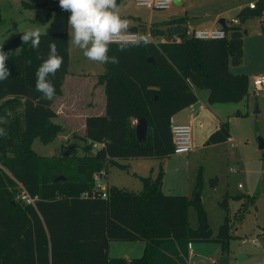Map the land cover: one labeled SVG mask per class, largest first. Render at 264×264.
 <instances>
[{
	"label": "trees",
	"instance_id": "1",
	"mask_svg": "<svg viewBox=\"0 0 264 264\" xmlns=\"http://www.w3.org/2000/svg\"><path fill=\"white\" fill-rule=\"evenodd\" d=\"M263 11L264 0H255L253 7L244 5L236 14L244 20ZM186 20V15L174 16L150 27L152 36L170 35L175 29L179 40L150 39L123 52L118 43L109 45V57L117 56L119 63H105L100 75L106 112L85 117L84 144L77 155L65 150L45 155L32 146L35 138L48 142L60 129L52 121L53 101L36 91L35 74L55 42L63 65L48 79L56 94L60 92L68 71L67 29L41 32L38 50L22 44L26 30L3 45L11 75L0 81V117L7 120L0 124L7 126L6 135L0 136V264H187L190 242L209 239L219 240L227 254L232 221L240 219L248 202L254 203L253 193L235 195L243 197L239 210L234 216L226 213L213 235L200 199L162 190L161 164L155 175L139 176V190L108 184L102 196L94 188L93 173L103 164L106 171L112 163L125 166L119 158L162 159L175 152L170 116L197 100L195 87L207 88L210 102L238 101L246 95L247 74L229 68L230 62L242 61L241 26L227 25L223 38H197L193 29L182 26ZM140 117L147 119L144 138L135 130ZM229 134L228 121H220L206 143L223 141ZM94 141L102 144L91 152ZM75 147L71 144L69 150ZM16 180L37 195L35 205L15 198ZM202 183L199 170L194 191L200 192ZM220 203L227 208L225 196ZM191 205L197 214L195 227L189 222ZM112 239H142L143 252L130 258L110 256Z\"/></svg>",
	"mask_w": 264,
	"mask_h": 264
},
{
	"label": "rangeland",
	"instance_id": "2",
	"mask_svg": "<svg viewBox=\"0 0 264 264\" xmlns=\"http://www.w3.org/2000/svg\"><path fill=\"white\" fill-rule=\"evenodd\" d=\"M248 1L181 0L179 3L173 1L168 8L163 9H151L137 5L130 0H121L120 3L122 2L121 10L123 12L132 11L140 16L141 21L147 23L149 21L162 22L170 17L185 14H195L191 15L190 19L193 20L190 23H197L200 19L203 20L214 15L218 10L222 11L227 18L232 17L236 15L237 5L247 4ZM27 2H31L33 5H29ZM69 16V12L60 9L59 0H0V48L3 49V45L19 31L29 28L39 27L41 32L66 28L69 33L70 29L67 24ZM263 19L264 16L261 15H250L244 20L240 19L239 24L243 30L242 61L229 64L232 72L247 74L248 91L246 95L238 101L214 103L222 104L219 113L228 120L235 144L231 146L230 142H219L205 147L194 144L193 149L177 152L164 159L168 167L164 179L163 190L165 191H168V187H172L171 191L173 192L185 193L188 191L190 193V187L195 183L197 173L201 170L203 176L202 201L213 235L216 234L225 214L234 216L243 201V197H235L239 200L229 203L228 208L223 207L220 201L224 196L226 197V191L234 193L233 195H237L242 190L245 192L248 189L247 182L251 191L255 192L256 207L253 203L248 202L240 219L232 221L229 249L224 255L228 258V264H264V193L258 190L259 187L264 189V181H258V172L250 173L252 176L248 181L244 177L245 168L257 170L264 162V146H259L260 138L264 140V86L256 88L252 82L254 75L264 72ZM136 21L138 19L130 20L131 23H137ZM176 35L178 33L173 29L170 35H165V37L175 38ZM70 47V69L90 74L103 71L102 63L90 61L83 55V50L74 45H70ZM87 81L89 80L84 82ZM207 91V88H197L196 93L201 101L208 93ZM74 122L80 123L79 119H74ZM6 127L5 125L3 129L6 130ZM80 137L78 134H71L62 141L59 137H55L50 142H43L35 138L32 146L39 153L45 155H58L62 150H68L71 155H77L82 153L84 144ZM191 139L193 142V129ZM71 144H75L76 147L69 150ZM92 148L95 146L92 145ZM230 149L236 153L237 158L242 156L245 163L242 164L241 159L236 161V159L228 158ZM91 152L93 151L91 150ZM159 159L157 157L119 158V162L125 166L110 164L107 177L102 181L105 185L115 184L127 189L139 190L142 187L139 174H148L152 165H156V169H158ZM154 160L155 163H153ZM233 167L237 168V171ZM152 175L155 173L153 172ZM215 175H218L216 184L211 183V178ZM239 182L243 184L242 187H238ZM16 194L15 198L17 199ZM188 214L190 225L195 227L197 214L193 205L189 207ZM123 242L131 243L130 240ZM128 250L127 255H131L130 257L139 256L143 252V248L140 251L134 247ZM191 250L188 264H208L211 259L216 261L223 255L221 242L216 239L192 241ZM111 253H115L113 249Z\"/></svg>",
	"mask_w": 264,
	"mask_h": 264
},
{
	"label": "crops",
	"instance_id": "3",
	"mask_svg": "<svg viewBox=\"0 0 264 264\" xmlns=\"http://www.w3.org/2000/svg\"><path fill=\"white\" fill-rule=\"evenodd\" d=\"M250 1H255V0H249L248 2H250ZM121 3H120V5H122ZM248 4L249 3L238 4L237 5V8H238L237 11L242 6L248 5ZM121 15H122V17L127 18L129 21L130 20L135 21V19H138V21H136L137 23H135V22L130 23L129 29H132L131 26H135L136 28L134 30L140 31L142 34L147 35L150 39H153L154 41L162 40L161 37L166 35V34L160 33V34H157L155 36H152L151 31H150V27L154 23H158V21H149L148 23L146 21H141L142 19L140 18V16H138L136 13H133L132 11H124L123 12L121 10ZM185 15L187 16V20L184 23H182V26H186L188 28V31H191L193 28H198V27H208V26L219 27V26H222L225 28L227 25H230V24L240 25L239 24L240 18L237 16V14L232 16V17L227 18L226 15H224L222 13V11H220V10L216 11V13H214V15L208 16L207 18H205L203 20L202 19L198 20L197 23H190L193 20V19H190L191 15L194 16L195 14H185ZM179 16H182V15H179ZM261 16L262 17L264 16V11H263V14ZM131 17H135V18H131ZM220 18L224 19L225 26L220 24V22H219ZM234 18L236 19V22H233ZM229 19H230V21H229ZM163 27H165V26H163ZM226 31H227V29H226ZM242 33H243V30H242ZM68 44H69L68 71L64 75V79H63L62 84L60 86V92L56 94V96H55V98L51 104V107L56 112V114L53 116L52 119H53V121H55V123L59 124V126H60L59 131L60 132L59 131L56 132V134L54 135V137L50 141H53V139L55 137L56 138L59 137V139L62 141L63 139H67L69 137V135H71V134L72 135L78 134V136H81L84 132L85 117L87 115H89V114H104L106 112L105 87H104V82L102 81V79L100 77V75L105 71V63H102L103 64V71H98L97 73H91L92 75L90 73H86L83 71H80V72L73 71L72 69H70V48L71 47H70V43H69V36H68ZM242 51H243V37H242ZM229 68H230V66H229ZM259 74H261V73H259ZM256 75H258V74H256ZM256 75H254V76H256ZM86 80H89V81L84 82ZM252 82H253V78H252ZM263 86L264 85L256 86V88H263ZM197 88H200V87H195V92H197ZM196 95H197V100L190 103V104H192L193 108H190V104H188L185 107L181 108L180 110L176 111L175 113H173L171 115V116H173V119L177 122H187V123L191 124V127L193 129V142H192L193 146L191 149H193L194 144H200L199 146L205 147L206 145H212V143L230 142L231 146L234 145L235 143L233 142V140L235 138H234L233 134L230 132V126H229L230 134L225 140L218 141V142L206 143V139H207L208 135L219 125V122L223 121V120L228 121L227 119H224L221 116V114L219 113L220 112L219 109H221L222 104H214V103L230 102V101H213V102H210L208 100V93H206L205 97L201 101L199 96H198V93H196ZM256 110H258V109L256 108ZM74 119H76V120L79 119L80 123L76 124L74 122ZM197 125L199 126V128ZM50 141H48V142H50ZM101 144H102L101 142H96V141L92 142V145H94L95 148L91 147V150L94 151ZM229 152H230V157H228V158L236 159V161L241 159V161H242L241 163L242 164L245 163L242 159V156L237 158L236 153H234V151L231 149L229 150ZM175 153H177V152H173L166 157H170L172 155H175ZM166 157L159 159L158 164H157V166H159L161 164L163 167V170H164V174L162 177V190L164 188L165 172L168 169V167L166 166V161L164 160V159H166ZM153 163H155V160ZM262 164L263 165H261L260 168L257 170H251V169L245 168L244 169L245 179L247 181H248V179L250 180L251 176H252V174H250V173H254V172L257 173L258 172V174H259L258 181H264V162ZM103 166H105V165L103 164ZM233 169L237 171V168L233 167ZM107 171H108V168L105 171L104 178L107 177ZM153 172L155 174L157 172L156 165H152L148 174L152 175ZM140 175H147V174L140 173L139 176ZM217 177H218V175H215L214 177H212L211 183H212V181H214V183L216 184L217 183ZM195 181H196V179H195ZM194 185H195V183H193L192 187H190L191 188L190 193L188 191H186L185 193L184 192H182V193H184L188 196L194 197L195 193L197 192V191H194ZM242 186H243V184H241L239 182L238 187H242ZM246 186L248 189L245 192L250 193V194L251 193L255 194V192L251 191L250 186L247 185V182H246ZM256 187H257V185H256ZM171 189H172V187H168V191H165V190H163V191L166 193H177V192L171 191ZM258 190H259V192L264 193L263 188L259 187ZM242 191H244V190H242ZM242 191H239L238 194H240ZM197 193L199 195L198 199H200L202 201L201 191L197 192ZM233 194L234 193H232L230 191H226L227 208L229 207V203H231L234 200H239V199H235L236 196ZM202 203H203V201H202ZM253 204L256 207V203H253ZM123 241H127V240H122V241H119L116 239L110 240L109 248H108V253L110 256H123L126 258H130L131 255H127L129 252V250H128L129 248L134 247L140 251V250H142V248L144 247V244H145L144 240H142V239L130 240L131 241L130 244H128L127 242H123ZM132 241H134V242H132ZM191 244H192V242H190V244H189L188 259H189L190 253L192 251L191 250ZM111 248L114 250L115 253H111V250H112ZM121 252H123V253H121ZM188 259H187V264H188ZM214 262H215V260L211 259L208 264H213Z\"/></svg>",
	"mask_w": 264,
	"mask_h": 264
},
{
	"label": "clouds",
	"instance_id": "4",
	"mask_svg": "<svg viewBox=\"0 0 264 264\" xmlns=\"http://www.w3.org/2000/svg\"><path fill=\"white\" fill-rule=\"evenodd\" d=\"M62 11L69 12L67 24L70 29L69 43L83 50V55L90 61L97 63L118 64L119 58L115 55L109 57V45L113 42L119 44V51L123 52L130 45L138 46L141 42L147 45L151 42L146 35L136 37L128 32L130 21L121 15L122 5L117 0H59ZM22 44H31L33 49H39L41 31L39 27L29 28L21 35ZM8 54L0 48V81L7 80L11 75L6 66ZM63 65V57L58 54L55 42L49 44V54L36 71V91L42 93L44 98L53 101L56 89L48 79L55 76ZM11 115V113H7ZM7 120L0 117V124ZM6 135L0 128V136Z\"/></svg>",
	"mask_w": 264,
	"mask_h": 264
},
{
	"label": "built area",
	"instance_id": "5",
	"mask_svg": "<svg viewBox=\"0 0 264 264\" xmlns=\"http://www.w3.org/2000/svg\"><path fill=\"white\" fill-rule=\"evenodd\" d=\"M130 1H133L137 5H143L151 9L168 8L173 2V0H130ZM254 4L255 1L249 2V6L251 7H253ZM233 22H236L235 18L233 19ZM128 32L134 34L136 37L144 35L140 31L134 29H128ZM226 33H227L226 29L222 26L198 27V28H193L192 30L193 36L197 38H223L226 36ZM161 39L164 40L165 36H162ZM174 39L179 40L181 39V37L179 35H176ZM253 83L256 86L264 85V73L254 76ZM190 108H193L192 104H190ZM170 128L172 134V141L174 145V151L175 152L189 151L193 146L191 139V132H192L191 124L187 122H177L173 119V116H170ZM104 176H105V166L103 165L97 170H95L93 173L94 188L100 189L102 196H106V191H105L106 185L102 181L104 179ZM16 182L18 188L16 194L17 199H19L24 203L35 205L37 195H32L22 182L18 180H16Z\"/></svg>",
	"mask_w": 264,
	"mask_h": 264
},
{
	"label": "water",
	"instance_id": "6",
	"mask_svg": "<svg viewBox=\"0 0 264 264\" xmlns=\"http://www.w3.org/2000/svg\"><path fill=\"white\" fill-rule=\"evenodd\" d=\"M173 1L176 3H179L181 0H173ZM219 22L221 25L225 26L223 18H220ZM146 129H147V119L145 117L138 118L137 123H136V128H135L138 138H144L145 137ZM8 143H10V140H8ZM259 145L261 147L264 146V140L262 138H260ZM65 152L67 153L68 150H66ZM193 198L194 199L199 198V195L197 192L195 193ZM213 264H228V258L226 256L222 255Z\"/></svg>",
	"mask_w": 264,
	"mask_h": 264
}]
</instances>
